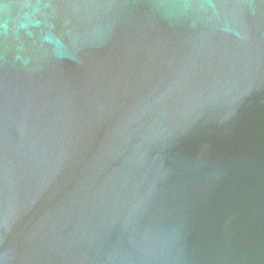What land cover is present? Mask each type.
<instances>
[{
  "label": "water",
  "instance_id": "water-1",
  "mask_svg": "<svg viewBox=\"0 0 264 264\" xmlns=\"http://www.w3.org/2000/svg\"><path fill=\"white\" fill-rule=\"evenodd\" d=\"M0 264H264V0H0Z\"/></svg>",
  "mask_w": 264,
  "mask_h": 264
}]
</instances>
